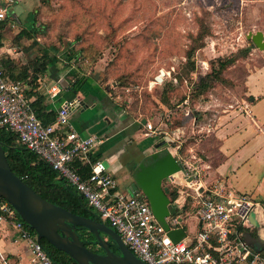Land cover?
Returning <instances> with one entry per match:
<instances>
[{
	"label": "rangeland",
	"instance_id": "1",
	"mask_svg": "<svg viewBox=\"0 0 264 264\" xmlns=\"http://www.w3.org/2000/svg\"><path fill=\"white\" fill-rule=\"evenodd\" d=\"M33 2L43 7L38 20L51 27L49 39L35 42L54 44L60 52L82 48L84 72L138 122L142 139L137 138L134 148L119 160L129 163L119 176L122 188L132 167L148 155L138 145L163 142L188 164L205 165L211 159L207 155L218 148L215 131L220 117L250 100L249 86L255 94L264 91V49L248 38L250 32L264 33V0ZM22 4L25 12H11L18 25L8 26L4 39L20 51L23 48L14 38L28 23L31 8ZM31 42L26 41V46ZM232 56L234 63L220 69L221 62ZM209 74L211 81L204 88ZM218 74L220 78H213ZM90 84L91 80L85 87ZM260 108L264 110V105ZM103 163L113 170L105 158ZM5 254L0 253V264H22Z\"/></svg>",
	"mask_w": 264,
	"mask_h": 264
},
{
	"label": "built area",
	"instance_id": "2",
	"mask_svg": "<svg viewBox=\"0 0 264 264\" xmlns=\"http://www.w3.org/2000/svg\"><path fill=\"white\" fill-rule=\"evenodd\" d=\"M11 12H14L11 5L0 0V21H13ZM2 49L0 126L14 131L23 145L76 188L138 258L147 264H264V251L251 244L244 231L253 227L252 220L261 202L245 193L204 185L203 167L188 164L175 154L181 170L164 183L171 199L170 214L165 217L167 229L155 216L143 192L123 190L103 160L95 155L100 138L75 129L70 115L79 101L61 106L55 122L44 125L33 110V99L26 96L27 84L13 79L3 66ZM60 90L59 84H53L49 93L55 97ZM75 161L90 167L86 178L72 167ZM174 191L177 195L173 198L170 194ZM190 220L195 222L192 226ZM0 221L11 222L20 238L27 242L32 253L30 264H58L44 249L37 233L26 226L12 203L1 194ZM178 228H183L185 235L174 241L169 231Z\"/></svg>",
	"mask_w": 264,
	"mask_h": 264
},
{
	"label": "crops",
	"instance_id": "3",
	"mask_svg": "<svg viewBox=\"0 0 264 264\" xmlns=\"http://www.w3.org/2000/svg\"><path fill=\"white\" fill-rule=\"evenodd\" d=\"M22 2L30 4V12L34 7L40 6L33 0H10L8 4L11 5L14 12H16L15 6L20 4L19 13H16L22 14L25 12ZM12 23L17 24L14 21ZM37 40L40 41L41 38L38 37ZM31 41L30 45L21 51L14 47L13 42L10 46L9 43L6 44L7 41H3L4 55L8 54L11 58L21 61H28L43 55L44 46ZM70 68L68 66L61 70L51 66L39 76L38 90L45 96L49 109H54L56 112L69 102L79 101L71 111V122L81 134H94L100 138L101 141L94 153L102 160L105 158L113 164V170L109 168L108 170L117 178L121 187L122 179L119 176L125 174L129 163L125 161L124 165L119 160L130 148H134L137 138L142 139L138 122L133 117L125 116L117 102L111 99L110 93L104 92L96 79L89 78L81 91L75 94L68 86L67 74ZM255 72L253 71L249 78ZM90 80L92 84L85 87ZM53 84H59L61 88L55 97L49 93V88ZM249 93L250 100L245 101L240 106V110L230 109L220 117V126L215 131L218 148L215 152L208 154L207 156L211 159L206 160L205 165H201L204 174L202 182L212 189L245 193L255 201L261 202L262 206L257 208L251 228H256L258 236L264 239V110L260 108L264 105V91L255 94L249 86ZM149 136H153V134L151 133ZM155 144L157 141L154 144L138 145L137 147L138 149L142 148L149 155L155 151ZM135 166L137 165L132 168ZM131 186L132 178L130 177L125 188H121L129 191L132 189ZM0 228L2 230L0 253L2 255L9 253L13 255V258L20 260L22 264L28 259V264H30L32 258L30 247L25 240L20 238L13 224L8 221H0ZM7 256L9 255L5 254L3 257L8 259Z\"/></svg>",
	"mask_w": 264,
	"mask_h": 264
},
{
	"label": "water",
	"instance_id": "4",
	"mask_svg": "<svg viewBox=\"0 0 264 264\" xmlns=\"http://www.w3.org/2000/svg\"><path fill=\"white\" fill-rule=\"evenodd\" d=\"M20 4L15 6L19 13ZM248 38L256 46L264 49V33L250 32ZM158 80L162 77L158 76ZM147 119H143L146 123ZM163 142L154 145L155 151L147 155L135 168L131 169V190L142 191L151 208L163 225L169 229L165 217L170 214L171 199L164 188V181L181 170L177 156ZM0 194L17 210L20 218L37 233L39 241L48 240L59 250L66 252L78 264H147L138 258L124 243L121 235L107 222L69 211L63 206L44 199L29 184L19 177L11 168L3 142L0 140ZM78 227L88 229L95 236L94 251L77 232ZM174 241L184 235L183 228L169 231ZM108 237V238H106ZM251 244H258L264 251V239L248 235ZM42 243V242H41ZM113 245L119 254L113 250Z\"/></svg>",
	"mask_w": 264,
	"mask_h": 264
},
{
	"label": "trees",
	"instance_id": "5",
	"mask_svg": "<svg viewBox=\"0 0 264 264\" xmlns=\"http://www.w3.org/2000/svg\"><path fill=\"white\" fill-rule=\"evenodd\" d=\"M42 9L43 7L41 5L34 7L29 14V24L23 25L14 38V42L23 48V50L27 48L26 41L33 40L35 42L38 37L41 39L50 38V31L48 30H50L49 28L51 27L38 20V14L42 12ZM11 24L12 21L8 19L0 21V47L3 46L7 27L11 26ZM78 39L79 37L75 38V40ZM47 44L42 45L45 49L43 55L28 61L15 60L8 54H3L1 58L3 66L11 77L15 80L24 81L27 84L26 96L28 98H33L31 102L33 110L44 125L53 124L56 120L57 112L54 109H49L45 96L39 92V76L44 74L51 66L61 70L70 66L71 68L67 74L68 86L75 94L81 91L84 83L90 78L84 72L83 60L86 56L82 48H76L72 51L65 49L63 52H60L61 49L59 47H56L54 44ZM68 44L70 45V43ZM51 48L54 51H51ZM235 59L236 57L232 56L222 61L220 69H224L226 66L234 63ZM73 61H76L78 66H74ZM210 76L211 74L204 78V88H208V82L211 81ZM213 78H220V75L213 76ZM111 99L114 101L112 97ZM125 116L133 117L129 113H125ZM0 140L3 142L12 170L44 199L63 206L73 213L102 220L99 214L89 206L84 196L64 178L60 177L37 153L23 145L14 131L5 126H0ZM72 167L75 168L83 178H86L90 173V167L80 161L72 163ZM164 188L168 192L169 189L166 188V186ZM176 195V191L170 194L173 198ZM25 224L33 233H36L30 225L26 222ZM244 231L247 236L251 235L255 238L258 237L256 228H244ZM77 232L81 235V238L86 242L87 246H89V244L96 246L95 236L89 232L88 229L78 227ZM41 242L44 249L56 263L78 264L70 255L56 248L48 240L43 238ZM255 247L263 251L258 244L255 245Z\"/></svg>",
	"mask_w": 264,
	"mask_h": 264
},
{
	"label": "flooded vegetation",
	"instance_id": "6",
	"mask_svg": "<svg viewBox=\"0 0 264 264\" xmlns=\"http://www.w3.org/2000/svg\"><path fill=\"white\" fill-rule=\"evenodd\" d=\"M164 146L162 145V146H160L158 149H160V148H163ZM154 150H156V149H154ZM136 167V166H135ZM134 167V168H135ZM164 183H165V181H164ZM132 184L133 185H135V183H134V180L132 179ZM106 238H108V237H106ZM89 247L91 248V249H93L94 251H96L97 249H96V246L95 245H93V244H89ZM113 250L116 252V253H118L119 254V251L117 250V248L113 245ZM99 253H102V251L101 250H97Z\"/></svg>",
	"mask_w": 264,
	"mask_h": 264
}]
</instances>
